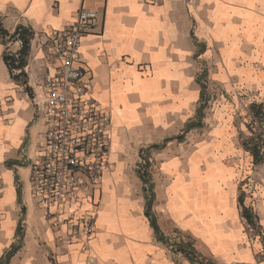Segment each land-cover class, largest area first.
<instances>
[{
	"label": "crops",
	"instance_id": "crops-1",
	"mask_svg": "<svg viewBox=\"0 0 264 264\" xmlns=\"http://www.w3.org/2000/svg\"><path fill=\"white\" fill-rule=\"evenodd\" d=\"M80 9L98 17L79 64L113 123L111 167L92 202L82 194L74 206L96 207V231L88 249L65 250L32 192L26 198L20 168L38 153L42 83L56 59L31 42L26 81L17 80L4 55L18 46L0 35V264H191L156 237L146 215L150 184L169 240L180 228L215 264H264V237L239 203L242 195L264 231V163H253L242 143L247 127L236 118L240 90L264 86L256 68L264 60V0H0V27L60 29ZM203 64L226 92L203 110L202 127L179 138L198 119ZM147 148L149 183L138 166Z\"/></svg>",
	"mask_w": 264,
	"mask_h": 264
},
{
	"label": "built area",
	"instance_id": "built-area-1",
	"mask_svg": "<svg viewBox=\"0 0 264 264\" xmlns=\"http://www.w3.org/2000/svg\"><path fill=\"white\" fill-rule=\"evenodd\" d=\"M97 17L95 10L80 9L65 27L34 31L31 39L40 48L52 50L56 59L55 71L42 83L44 103L39 114L44 128L30 163L31 192L55 241L65 250L73 244L90 247L97 209L74 206L82 194L92 202L93 188L111 167L112 113L94 96L79 64L82 39L93 30ZM8 41L18 46L8 53L18 57L23 40L8 36ZM255 228L264 237L258 223Z\"/></svg>",
	"mask_w": 264,
	"mask_h": 264
},
{
	"label": "trees",
	"instance_id": "trees-1",
	"mask_svg": "<svg viewBox=\"0 0 264 264\" xmlns=\"http://www.w3.org/2000/svg\"><path fill=\"white\" fill-rule=\"evenodd\" d=\"M33 30L29 26L20 25L16 28V30L10 34L8 31L4 30L0 27V35L4 37L9 36L10 38H21L23 40V47L18 51V57L10 55L9 53H5L4 60L7 63L11 72L14 70L19 71L18 74L13 77L17 80L23 79L26 81V74L24 72V67L27 64L28 56L30 53V45L31 39L33 37ZM201 97L205 98L204 88H202ZM202 99V100H203ZM204 104H202L198 111V119L195 122H191L187 131L192 127H199L202 124V117L204 116ZM250 122L247 124V128L249 131L248 135H243L242 143L244 148L250 152L253 157L254 164L264 163V101L263 102H251L249 105V115ZM179 138H182L180 136ZM158 147V146H156ZM141 173V177L145 183H149L150 177H148V173L145 172L141 167L139 169ZM150 194L147 196V205H146V215L148 216L151 225L155 231L156 237L164 242L169 244V238L165 235V233L160 228L157 216L155 211L153 210V201H154V193L152 191V184H150L149 188ZM20 194V190H19ZM239 203L241 205V211L246 219L247 223L251 227L256 226V216L254 210L251 207H247L244 204L243 196L239 197ZM18 249V246H13L9 252L5 256V260L8 261L14 254V252ZM175 251L182 253L191 264H215L212 260L207 257L202 256L197 249L195 248L193 242H180L179 246L174 248Z\"/></svg>",
	"mask_w": 264,
	"mask_h": 264
},
{
	"label": "rangeland",
	"instance_id": "rangeland-1",
	"mask_svg": "<svg viewBox=\"0 0 264 264\" xmlns=\"http://www.w3.org/2000/svg\"><path fill=\"white\" fill-rule=\"evenodd\" d=\"M256 68H257V70L258 69L262 70V72L259 74V80H260V83H262L261 79L264 77V60H263V64L256 67ZM200 69H201L200 84H201V87L204 88V93H205V98L204 99L201 98V105L202 104L205 105L204 109L205 108H213L214 104L217 101V97H218L217 95L218 94H221V95L224 94L226 92L225 88L227 85L225 83H220V82L211 80L209 78V75L206 72V67L204 64H203V66L201 65ZM263 92H264V86L260 87L258 89H250V88L243 87L242 90H240L241 95L239 97L236 118H237V120L243 122L246 125V127H247V124L250 122V117L248 116L249 115V105L251 102H254V101L255 102H263L264 101V97L262 96ZM201 125L203 126V124H201ZM187 127H188V125L186 126L183 134L179 135L178 137H180V136H182V138L184 137V135L187 133ZM248 134H249V131L247 128V132L245 135H248ZM149 149L150 148H147L143 152L142 151L139 152L140 153V162L138 164L139 168L141 167L148 174H150L149 172L151 170L150 169L151 166L149 164V163H151V161H150L151 156L148 152ZM250 163L248 164V172L251 171L250 168L252 167V165ZM252 169H253V167H252ZM30 170H31L30 166H28L26 168H20V174H21L22 180L24 182V190L26 192L27 200L29 198V193L31 192V186H32L31 179H30V174H31ZM169 236H170L169 244H170V246H172L173 249L175 247L179 246L180 242H193V244L196 242L195 241L196 239L191 234H189L187 231L181 230L180 228L174 227L172 232H170ZM194 246H195V244H194Z\"/></svg>",
	"mask_w": 264,
	"mask_h": 264
}]
</instances>
